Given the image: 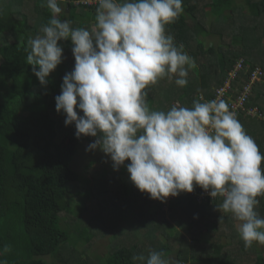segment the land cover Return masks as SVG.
Segmentation results:
<instances>
[{
	"label": "trees",
	"instance_id": "trees-1",
	"mask_svg": "<svg viewBox=\"0 0 264 264\" xmlns=\"http://www.w3.org/2000/svg\"><path fill=\"white\" fill-rule=\"evenodd\" d=\"M236 1L182 0L183 11L165 26L166 34L202 64L203 81L198 85L190 80L180 87L174 75L165 76L144 91L152 110L167 111L177 104L191 108L199 96L205 100L213 97L214 89L223 85L237 60H243L248 75L255 67L261 68L263 78L253 84L249 102L257 115L241 113L236 117L264 155V0ZM77 2L63 0L58 18L71 21L73 28L90 29L97 4ZM42 3L44 0H0V261L49 264L45 257L71 247L70 254L63 255V263L79 260V264H88L92 260L87 251L104 225L100 223L99 227L97 220L106 214V231L113 234V244L102 263L94 264H141L131 258L147 257L150 251L162 252L164 258H174L176 264H264V245L259 247L253 242L252 247L245 248L239 231L233 227L238 220L219 208L222 197L198 201L189 193H181L165 209L163 202L151 199L131 182L126 169L130 161L114 170L98 158L84 165L79 178L75 168L81 173L80 165L74 166L73 162L79 149L96 138L77 139L74 124L65 126V115L57 113L54 99L61 92L64 75L74 67L71 41L58 42L63 46L62 62L50 73L58 72V77H48L46 86L39 83L26 62L28 40L42 35L41 28L52 16ZM204 38H208L206 42ZM216 38L224 44L218 52V48L206 45L215 43ZM247 78L242 73L233 83V96ZM26 108L31 111L22 119ZM95 163L101 165L98 179L92 176L96 171L90 172ZM197 189L203 190L199 186ZM70 192L78 198L73 206ZM257 199L254 210L263 218L264 196ZM65 216L69 217L64 222L68 229L61 226ZM96 226L99 232H95ZM73 227L79 231H72ZM180 230L190 234L192 246ZM223 236L230 241L226 246L220 241ZM80 241L84 249L75 256L72 249ZM5 245L10 246V252H3ZM228 249H237L243 256L232 258L225 253Z\"/></svg>",
	"mask_w": 264,
	"mask_h": 264
},
{
	"label": "clouds",
	"instance_id": "clouds-1",
	"mask_svg": "<svg viewBox=\"0 0 264 264\" xmlns=\"http://www.w3.org/2000/svg\"><path fill=\"white\" fill-rule=\"evenodd\" d=\"M62 2L42 3L52 16L42 35L28 40L26 62L46 86L62 62L58 42L71 41L74 67L54 98L65 126L74 124L77 139L95 137L86 151L101 150L114 170L130 161L126 169L131 182L165 209L166 198L191 193L195 184L212 198H223L219 208L240 222L246 249L253 242L264 245V218L254 210L257 197L264 196V155L236 114L223 99L207 101L203 96L191 108L177 104L167 111L152 110L147 102L144 90L149 85L174 75L175 84L184 87L189 69L196 67L183 45L166 34L165 26L183 11L182 0H95L90 29L61 21ZM10 251L5 245L3 252ZM131 259L174 264L158 251Z\"/></svg>",
	"mask_w": 264,
	"mask_h": 264
},
{
	"label": "rangeland",
	"instance_id": "rangeland-1",
	"mask_svg": "<svg viewBox=\"0 0 264 264\" xmlns=\"http://www.w3.org/2000/svg\"><path fill=\"white\" fill-rule=\"evenodd\" d=\"M25 1V0H24ZM236 2H238V0L236 1ZM223 8V7H222ZM219 9V10H218ZM216 10H218V12H221L222 11V9L221 8H217ZM215 10V11H216ZM214 11V12H215ZM238 16H239V14H238ZM211 17V16H210ZM218 38V37H217ZM214 39V42L215 43H209V42H207L206 43V45H207V47H212V48H214V49H217L216 50V52H218V50H219V46H223L224 44L219 40V39ZM208 39V38H207ZM207 39L206 38H204L203 39V41L204 42H206L207 41ZM215 52V53H216ZM208 58H210V57H208ZM201 60H202V57H201ZM204 60H205V62L206 61H208V59L207 58H204ZM195 61V64H196V69H194V68H190L189 69V71H188V76H187V81H190V80H192L193 82H197V84L199 85V84H201L202 83V81H203V78H204V76L201 74V72H203V69L200 67L202 64L199 62V61H196V60H194ZM198 69V70H197ZM194 71H198L197 73H195ZM57 77H58V74L57 73H55V74H52V75H50L49 76V79L50 80H56L57 79ZM202 80V81H201ZM31 111V109L30 108H26V109H24L23 110V112L21 113V118L23 119L24 118V116H26L27 115V113L28 112H30ZM86 148L87 147H85L84 146V148H83V150H81V149H79V154H78V156L76 157V160L73 162V165L74 166H76L75 164H78V165H80L79 166V168H80V171H81V173L77 170V166H76V172H78L79 173V178H82V171H83V168H84V165L86 164V165H91L93 162H94V160H97L98 158L100 159V160H103V161H105V162H107V164H109V166H112V161H111V159H110V157L109 156H107L105 153H103L101 150H99V149H96V150H91V151H86ZM103 163V162H102ZM104 164V163H103ZM95 166H94V168H93V170L91 169L90 170V172H93V171H96L94 174H92V176H94V177H96L97 179L98 178H100V176H99V171H100V168H101V165H98V164H94ZM104 165H106V164H104ZM105 168L106 167H108V165H106V166H104ZM99 176V177H98ZM86 177L88 178V175L86 174ZM103 176H101V178H102ZM77 188L78 186L77 185H73V188ZM80 191V190H79ZM68 198H70L69 199V201H70V203H71V205L73 206V205H75L77 202H76V200L78 199V198H76V196L75 195H73V193L72 192H70V194H68ZM90 204H92V203H90ZM106 215V214H105ZM105 215H103L102 216V218L100 219V221H98L97 220V224H98V226L100 227V223H103L104 225H103V227L101 228V230L99 229V227H97L96 226V228H98V229H95L96 231L95 232H99V230L100 231H102L100 234L101 235H99V238L98 239H96L97 241L95 242V244L93 245V246H91V248L87 251V254H88V256H90V258H91V260L93 261H87V263L88 264H94V262L95 263H98V262H100V263H102L101 261H103L106 257H105V254L108 252V250H109V248H110V246L113 244V237H111L113 234L111 233V232H107L106 230H107V227H108V225H107V216H105ZM66 217V219H63L62 221H61V226L63 227V228H65V229H68L67 227H66V223H64L66 220L67 221H69V217H67V216H65ZM64 217V218H65ZM169 219V216H168V214H166V219ZM264 218V217H263ZM86 221V220H85ZM86 224V223H85ZM116 225V223H114V225H112V228L114 227ZM239 225H240V222L239 221H236L234 224H233V227H234V229L236 230H238L239 229ZM76 226V225H75ZM77 227V226H76ZM73 229H75L77 232L79 231L78 230V228H72V231H74ZM106 233V234H105ZM180 233L181 234H184V238H185V240L187 241V244L188 245H190V246H192V239H191V237H190V234H187V232L185 231V230H180ZM102 234H104L103 236H102ZM220 241H221V243L224 245V246H226L227 245V243H230V241L226 238V237H221L220 238ZM70 244V243H69ZM260 245L261 244H259V243H257L256 244V246H259L260 247ZM84 249V242L83 241H80V242H78L76 245H75V247L72 249V250H75L74 252H73V254L75 255V256H77V255H79L81 252H82V250ZM66 251H64L63 253H61V254H57V255H55V256H52V257H45V259H46V261L49 263V264H64L63 263V261H62V259H63V255L64 254H67V255H69L70 254V250H71V247H66V249H65ZM229 253L231 256H232V258H236V257H238V256H243L242 254H240L239 252H238V250L237 249H228V250H226V252L225 253ZM239 253V254H238ZM65 258V257H64ZM173 259V261H174V264H176V260L174 259V258H172ZM80 263V261L78 260V261H75L74 263H72V264H79Z\"/></svg>",
	"mask_w": 264,
	"mask_h": 264
},
{
	"label": "built area",
	"instance_id": "built-area-1",
	"mask_svg": "<svg viewBox=\"0 0 264 264\" xmlns=\"http://www.w3.org/2000/svg\"><path fill=\"white\" fill-rule=\"evenodd\" d=\"M86 5L95 4V0H88V2H77ZM244 73V75L248 76V81L238 88L236 91V95L233 96L231 90L233 88V83L238 79V77ZM263 78V71L259 67H255L254 70L248 75L245 72V67L243 60H237L233 69L228 73L227 78L222 86L214 89L213 97L210 100L223 99L226 104L229 106V110L234 112L237 115L245 114L247 116H256L257 109L255 107L249 106L251 91L254 83L260 82ZM201 98V97H200ZM207 100V101H210ZM206 102V101H205ZM187 193V192H182ZM191 196L196 197L198 201H202L208 197L212 198L208 191L198 190L197 185L194 184L193 191L189 193ZM173 197L169 196L166 198L165 203H169Z\"/></svg>",
	"mask_w": 264,
	"mask_h": 264
}]
</instances>
